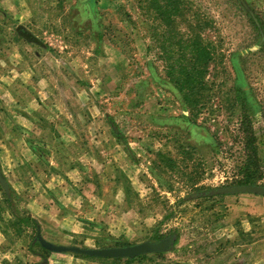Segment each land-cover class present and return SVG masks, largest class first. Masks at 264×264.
<instances>
[{
    "label": "rangeland",
    "instance_id": "374dc122",
    "mask_svg": "<svg viewBox=\"0 0 264 264\" xmlns=\"http://www.w3.org/2000/svg\"><path fill=\"white\" fill-rule=\"evenodd\" d=\"M245 1L264 30V0ZM172 3L177 12L162 20L152 0H35L32 25L22 26L42 46L0 13V174L9 185L8 194L0 186V264H264V197H192L242 179L248 156L263 185L264 43L238 0ZM191 45L211 58L196 94L174 86L168 69ZM45 167L66 171L82 230L26 220ZM37 228L80 248L178 241L161 256L113 262L50 253Z\"/></svg>",
    "mask_w": 264,
    "mask_h": 264
},
{
    "label": "crops",
    "instance_id": "0c3cea01",
    "mask_svg": "<svg viewBox=\"0 0 264 264\" xmlns=\"http://www.w3.org/2000/svg\"><path fill=\"white\" fill-rule=\"evenodd\" d=\"M35 0H0V13L2 14V18L8 17L11 20L17 21L19 27L21 26L24 28L26 25H32V17H33V10H32V3H34ZM41 1V0H38ZM45 1V0H44ZM24 25V26H22ZM26 30V29H25ZM64 109L61 110L63 112ZM43 129V127H41ZM12 131L11 134V140L13 143L18 140L17 135ZM43 134L42 132L39 133L36 131V137L40 138V136ZM48 133H46L47 135ZM61 134V139L59 143L62 145L63 141V133ZM40 135V136H39ZM50 142L52 143L51 139ZM67 142V141H66ZM53 144V143H52ZM61 156V155H60ZM17 159H14V161L18 162L15 164L16 170L21 171L23 174H26L25 169L22 168V162L20 161L19 156H16ZM58 158V157H57ZM46 172L44 174L45 176V182L44 186H39L44 190V194H41L40 198H42L41 201H39L38 197L35 196L34 198L30 197V209H31V216L30 218H38V219H45L46 217L48 220H51L50 223L52 226L59 227L61 229L70 231V232H78L80 229L82 230V226L78 224V214L80 213L81 206H79V203H82V200L80 201L79 197L76 196L73 197L70 201H67L66 198V189L63 187L64 180L63 172L59 168V171H56L55 168H44L43 171H40V173ZM66 179V178H65ZM20 192L25 191V187L19 184L18 189ZM29 193L32 192V186H29L27 189ZM51 193H56V197H52ZM86 196V195H85ZM89 202L91 200L96 203L99 196H94L93 198L89 199V196H86ZM97 199V200H96ZM68 202V204H67ZM67 204V205H66ZM101 208V207H100ZM103 209V208H102ZM78 212V214L76 213ZM50 217V219H49ZM36 220V219H35ZM47 241H53L52 239L45 238Z\"/></svg>",
    "mask_w": 264,
    "mask_h": 264
},
{
    "label": "trees",
    "instance_id": "16d2710c",
    "mask_svg": "<svg viewBox=\"0 0 264 264\" xmlns=\"http://www.w3.org/2000/svg\"><path fill=\"white\" fill-rule=\"evenodd\" d=\"M240 5L244 8V10L247 12L252 24L254 25V27L257 29L260 38H261V42L264 43V30L263 27L261 25L259 16L257 15V13H255V11L251 8L248 7L247 3L245 0H238ZM161 2H163L164 5L161 4ZM152 4L155 8V10L158 11V15L160 16V18L162 20H165V17H167V19H170L166 13H168V11L166 10H174L177 12L178 10V6L175 5L174 7V3H172V0H152ZM89 10L92 13L94 11V5L93 4H89ZM187 53H185L189 59L186 61H181L178 62L177 60H175L173 63H171L168 66V69L170 70V74L173 75V73H177L178 76L173 78V81L171 82L174 86H176L178 89L182 90H187L189 91L190 94H196L199 93V91L201 92L205 86L204 83V75L206 73L204 67L210 62L211 58L209 56V54L207 53V51L205 50V48L202 45H191L186 47ZM186 62V64H185ZM238 70V68L236 67V71ZM193 96V95H192ZM198 100V99H196ZM197 101H194V104H196ZM112 134L117 138L120 139L122 138V134L118 131V127L116 126V124L111 120L108 119L107 121ZM259 161L257 160L256 157H247L245 163L242 165V172L244 173V176L242 177V179L236 180L234 181V183H232V185H256V181L253 180L254 178V174L257 173V171L259 170ZM264 185V182H263ZM29 221H32V224H34L35 226L36 221L33 219H26ZM162 237L160 238H155L153 239V241H158L161 240ZM178 241V237L175 240L174 246ZM128 246V245H125ZM123 247V246H122ZM174 250V247L171 251ZM164 253H159V254H153L155 256H161ZM78 256V255H75ZM147 255H143L137 258H132V259H121V260H112L113 262H121V261H126V262H131L134 261L136 259H140V258H144ZM85 257V256H82ZM85 258H89V257H85ZM89 259H93V260H111V259H94V258H89Z\"/></svg>",
    "mask_w": 264,
    "mask_h": 264
},
{
    "label": "water",
    "instance_id": "95a60500",
    "mask_svg": "<svg viewBox=\"0 0 264 264\" xmlns=\"http://www.w3.org/2000/svg\"><path fill=\"white\" fill-rule=\"evenodd\" d=\"M17 34L28 43H33L42 46L34 35L22 28L16 29ZM0 186L6 194L9 192V185L5 178L0 174ZM220 195H255L264 197V185H230L223 186L208 191H204L193 195L192 197H210ZM176 240L175 235H168L167 237L158 241H145L138 244H132L123 247L114 248H80L76 246L56 245L44 240L41 236L40 229L37 228L35 241L46 251L54 254H73L78 256H85L94 259H132L143 255H152L159 253H167L174 247Z\"/></svg>",
    "mask_w": 264,
    "mask_h": 264
}]
</instances>
